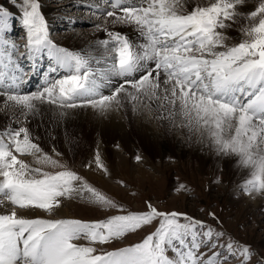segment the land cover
<instances>
[{"label":"snow or ice","instance_id":"1","mask_svg":"<svg viewBox=\"0 0 264 264\" xmlns=\"http://www.w3.org/2000/svg\"><path fill=\"white\" fill-rule=\"evenodd\" d=\"M105 3L104 9L80 5L104 18L103 25L93 27L105 38L87 50L51 38L41 0L0 4V102L24 117L18 127L0 129V207L4 200L13 206L0 213V264H250V245L204 221L160 210L149 201L141 210L125 208L46 153L24 125L43 104L67 116L77 108L105 115L131 102L134 112L146 110L174 126L179 117V126L198 134V142H207L217 155L238 157L249 173L243 190L264 196V0H253L247 12L241 9L248 0ZM17 21L25 33L22 45L12 36ZM125 27L134 29L139 41ZM235 27L242 37L238 42L230 35ZM44 58L43 85L22 93L21 85L37 74ZM103 89H111L110 94ZM26 155L33 157L31 163L21 158ZM94 161L108 173L99 151ZM74 197L117 214L85 220L29 218L18 211L55 214ZM145 228L152 230L139 242L105 250Z\"/></svg>","mask_w":264,"mask_h":264},{"label":"rangeland","instance_id":"2","mask_svg":"<svg viewBox=\"0 0 264 264\" xmlns=\"http://www.w3.org/2000/svg\"><path fill=\"white\" fill-rule=\"evenodd\" d=\"M41 2L44 6L43 10L51 5H54V7L58 5L62 8L58 12L60 15V17L56 18L58 20L50 18L48 15L46 16L49 21L51 38L54 41L59 40L63 37V34L69 31L83 32L85 29L90 30L96 17L100 16L98 13H89L86 9L80 7L82 2L68 5L62 4L60 0H41ZM0 4L7 6L9 0H0ZM24 35V30L17 21L12 32L15 42L22 45L24 43ZM241 38L240 35L239 39ZM19 51L23 52V47ZM24 66L27 69V63ZM41 73L42 70H39L36 75L39 77ZM31 84L38 85V81L33 80ZM81 135L78 132L76 136L70 138L67 155L61 152L58 148L59 146H50L49 148L41 146L45 148L44 151L46 153L67 164L84 176L90 184L123 204L125 208L141 210L145 207V202L149 201L163 211L186 213L188 216L204 221L206 225L214 229L224 231L236 241L250 245L254 253L250 264H257L258 260L264 259V202L255 208L250 206L251 198L243 190V183L248 179L249 175L243 180H239L238 177L240 175L237 172L225 177V169L223 164L221 165L219 162H221L220 159L222 160L223 157L227 159V156L221 158L220 155H216L215 159L211 160L208 158L210 156L208 154L209 151L204 150V153L200 152L206 158V163L202 167L192 156L181 154V150L184 148L181 145L172 150L171 148L166 149L163 155L159 154V152L153 154L143 146H141L142 148L137 147V149L132 148L135 157H129V154L124 153L118 144L116 146L111 145L109 161L100 155L108 169V173L106 174L101 170L100 173H94L105 181L104 186L92 175L86 174L92 173L96 169L94 157L96 152L99 151V146L92 147L90 138H81ZM132 151L131 149L129 150L130 153ZM57 153L60 155L57 156ZM118 154L125 155L128 160L129 167L127 172L129 176H131V171L133 172L132 183L127 180L128 177L126 175L122 177V175L115 173L112 165L115 163V156ZM156 154L158 155L156 156ZM137 156H140L142 161H137ZM88 164H91V168L86 167ZM132 165H139L144 170V179L136 177L138 174L135 169H131L130 166ZM46 170L54 171L55 169L47 168ZM217 178L221 181L220 183L216 182ZM181 185H184L185 189H180ZM245 197L250 201L248 205L244 201ZM260 198L263 201L264 196ZM64 202L77 203L74 208H70L68 217H60L56 213L36 211L40 214L39 217L52 219L77 218L95 220L104 219L110 214H117L115 209L100 208L86 203L85 200L79 197H74L70 200L65 199ZM9 205L12 206L11 204ZM210 213L214 214V216L209 215ZM151 230V228H145L142 232L128 234L126 238L109 244L105 250L110 251L114 248L137 243ZM81 243H86V241H81ZM231 264H238V262L233 260Z\"/></svg>","mask_w":264,"mask_h":264},{"label":"bare ground","instance_id":"3","mask_svg":"<svg viewBox=\"0 0 264 264\" xmlns=\"http://www.w3.org/2000/svg\"><path fill=\"white\" fill-rule=\"evenodd\" d=\"M60 1H62V4L64 3V5L76 2H88L94 5H98L101 9L107 7L105 0ZM253 6V0H248V5L241 10L247 12L252 10ZM6 7H11V5L7 4ZM61 9L62 8H60L58 5H56L55 7L54 5H51L49 8H44L43 11L45 16L48 15L50 18L56 19L57 17H60L58 12ZM96 19L94 21V24H104V18L102 16H98V18L96 17ZM116 27L119 28L120 26L117 25ZM123 31L131 39L139 41L140 37L136 34L134 29L125 27ZM230 35L236 38L235 42H238L239 37L241 35L239 27H235L230 32ZM104 38V33L92 27L90 30L85 29L83 32L74 30L69 31L66 34H63V37H61L59 40L57 39L55 42H57L61 46L68 47L70 49L87 50L89 46L96 47L99 41ZM100 55H103L102 49L100 50ZM47 67L48 61L47 58H44L39 62V70H42V73L39 75V77L36 74L32 75L31 78L27 81V83L21 85L20 91L22 93H29L31 91H36L38 88H40L43 85V74ZM62 74L63 71L54 75L59 77ZM33 80L38 81V85H32L30 82H32ZM102 91L104 94L107 95L110 94L111 89H103ZM18 119L23 121L24 117L20 115L17 109H4L3 103L0 102V129L7 128L9 126H12L14 128L18 127ZM179 125V117H177L174 126L168 120L161 121L157 119L156 115H149L146 110L134 112L132 109L131 102H127L125 106L120 108H114L113 110L107 112L105 115H99L95 113L91 108H77L70 110L67 116H61L59 110L54 105L43 104L40 105L39 111L35 115H30L28 117L24 126L29 127L33 137L38 138V142L43 145V147L49 148L50 146H59L58 148L65 155H67L68 153V149L70 146V138L72 136H76V133L80 132L82 134L81 138H90V145L92 147L99 146V154L102 155L103 158L107 161H109L111 145L116 146L117 144L124 153L129 154H127L129 157H135V154L133 155L132 148L137 149V147L142 148L141 146H143L146 147L153 154L159 152V154L163 155L166 149L168 150L171 148L172 150L177 146L181 145L182 147H184L181 150V154L192 156V158L198 161V163L202 167L206 163V158L203 156L204 150L209 151V159H215L217 153L214 151L213 148L209 146L207 142H198V134L189 132L187 128H181ZM45 148L43 149L45 150ZM130 149L132 151L131 153L129 152ZM200 152L203 153L201 154ZM157 155L158 154H156V156ZM26 156L27 157L22 156L21 158L31 163L33 157L31 155ZM222 157L223 156H221V158ZM227 157V159H225V157H223L222 160L220 159L221 162L217 160L221 165L223 164V167L225 169V177H229L233 173L237 172L240 175L238 177L239 180L245 179V177L248 176L249 173L247 169L238 165V157ZM112 166L115 169V173L122 175V177L126 175L128 177L127 180L132 183L133 172L131 171V176H129L127 172L129 163L125 155H116L115 163H113ZM130 167L131 169H135V171L137 172L138 175H136V177L138 176L144 179V170L139 165H132ZM95 172L100 173L101 171L96 168L92 171V173L89 172L86 174L92 175L94 178L99 180L102 185L104 184L105 186V181L98 175H95ZM248 196H250L251 198V203H249L250 201L247 200V197H245L246 199H244V201L246 205H248L249 203L250 206H252L253 208L258 207L260 203L264 202V199L262 201L260 198L261 196L258 194H252ZM0 199L4 198L0 197ZM4 205L5 206L0 207V213L8 212L13 209V207L10 206L6 200H4ZM76 205L77 203L64 202V207L59 209L56 214L60 217H68V215H70V208H74ZM20 214L28 216L29 218H33L35 216L40 215L36 210H22L20 211Z\"/></svg>","mask_w":264,"mask_h":264}]
</instances>
